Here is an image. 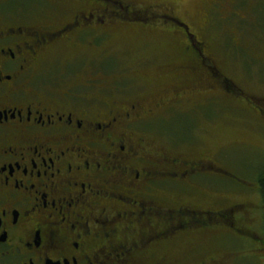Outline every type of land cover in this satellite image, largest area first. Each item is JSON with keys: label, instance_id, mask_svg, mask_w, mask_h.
<instances>
[{"label": "flooded vegetation", "instance_id": "flooded-vegetation-1", "mask_svg": "<svg viewBox=\"0 0 264 264\" xmlns=\"http://www.w3.org/2000/svg\"><path fill=\"white\" fill-rule=\"evenodd\" d=\"M130 26L180 31L199 85L154 97L133 85L144 75L115 73L128 55L100 48ZM217 86L236 89L169 6L0 0V264H224L216 244H191L181 261L172 246L234 220L235 205L197 202L237 176L150 141L158 116Z\"/></svg>", "mask_w": 264, "mask_h": 264}, {"label": "rangeland", "instance_id": "rangeland-1", "mask_svg": "<svg viewBox=\"0 0 264 264\" xmlns=\"http://www.w3.org/2000/svg\"><path fill=\"white\" fill-rule=\"evenodd\" d=\"M121 1L140 9L149 4L171 7L236 87L232 92L217 86L189 94L173 104L171 116L165 112L153 121L158 123L150 141L159 153L216 160L237 176L222 181L217 199L197 202L213 208L235 205L234 220L175 243V259L183 260L191 244L206 243L209 248L210 243L219 246L211 251L224 264H264V202L257 182L264 164V112L257 111L264 109V0ZM186 47L183 34L172 26L147 33L130 26L117 29L100 49L127 54L117 57L121 63L114 72L123 68L133 77L144 75L143 85L136 81L133 85L159 91L173 84L199 85L200 74L193 76L189 66L194 60ZM205 84L208 81L201 83Z\"/></svg>", "mask_w": 264, "mask_h": 264}, {"label": "trees", "instance_id": "trees-1", "mask_svg": "<svg viewBox=\"0 0 264 264\" xmlns=\"http://www.w3.org/2000/svg\"><path fill=\"white\" fill-rule=\"evenodd\" d=\"M257 182H258V187L259 191L261 193L262 200L264 202V164L260 168L257 176Z\"/></svg>", "mask_w": 264, "mask_h": 264}]
</instances>
